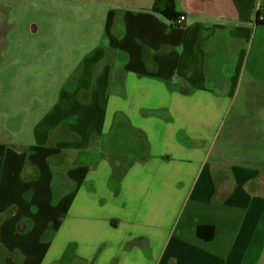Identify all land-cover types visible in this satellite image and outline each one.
I'll return each instance as SVG.
<instances>
[{"label": "crops", "instance_id": "crops-1", "mask_svg": "<svg viewBox=\"0 0 264 264\" xmlns=\"http://www.w3.org/2000/svg\"><path fill=\"white\" fill-rule=\"evenodd\" d=\"M228 1L110 10L30 144L0 140L2 264L264 261V0Z\"/></svg>", "mask_w": 264, "mask_h": 264}, {"label": "rangeland", "instance_id": "rangeland-1", "mask_svg": "<svg viewBox=\"0 0 264 264\" xmlns=\"http://www.w3.org/2000/svg\"><path fill=\"white\" fill-rule=\"evenodd\" d=\"M172 1L176 14L217 21L220 9L229 16L228 0ZM149 5L150 0H0V140L30 144L59 89L75 82L81 63L114 34L110 10Z\"/></svg>", "mask_w": 264, "mask_h": 264}, {"label": "trees", "instance_id": "trees-1", "mask_svg": "<svg viewBox=\"0 0 264 264\" xmlns=\"http://www.w3.org/2000/svg\"><path fill=\"white\" fill-rule=\"evenodd\" d=\"M152 10L161 14L167 20L175 23L180 18V15L175 13L174 3L172 0H154ZM256 22L264 24V11H256Z\"/></svg>", "mask_w": 264, "mask_h": 264}, {"label": "built area", "instance_id": "built-area-1", "mask_svg": "<svg viewBox=\"0 0 264 264\" xmlns=\"http://www.w3.org/2000/svg\"><path fill=\"white\" fill-rule=\"evenodd\" d=\"M185 20V18L183 16H181L178 20H177V24H181L183 23Z\"/></svg>", "mask_w": 264, "mask_h": 264}]
</instances>
